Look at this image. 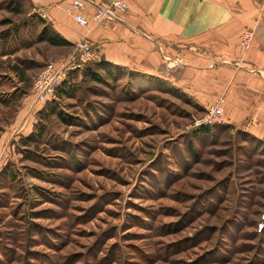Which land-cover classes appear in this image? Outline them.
<instances>
[{
    "label": "rangeland",
    "instance_id": "obj_1",
    "mask_svg": "<svg viewBox=\"0 0 264 264\" xmlns=\"http://www.w3.org/2000/svg\"><path fill=\"white\" fill-rule=\"evenodd\" d=\"M36 15L0 0V264H264V86L208 95L127 67L99 82L101 56L37 42ZM47 62L66 90L40 103Z\"/></svg>",
    "mask_w": 264,
    "mask_h": 264
},
{
    "label": "crops",
    "instance_id": "obj_2",
    "mask_svg": "<svg viewBox=\"0 0 264 264\" xmlns=\"http://www.w3.org/2000/svg\"><path fill=\"white\" fill-rule=\"evenodd\" d=\"M90 1L108 5L112 0ZM125 1L128 9L118 19L94 20V8L85 5L81 11L89 24L82 27L66 10L68 0H30L32 11L69 42L86 35L101 61L169 80L189 79L208 95H224L240 81L264 86L261 0ZM245 29L253 30V38L244 50L239 43ZM160 54L179 58L180 65H166L173 72L168 71Z\"/></svg>",
    "mask_w": 264,
    "mask_h": 264
},
{
    "label": "built area",
    "instance_id": "obj_3",
    "mask_svg": "<svg viewBox=\"0 0 264 264\" xmlns=\"http://www.w3.org/2000/svg\"><path fill=\"white\" fill-rule=\"evenodd\" d=\"M68 3L66 10L74 21L82 27H86L89 24L88 19L81 11L85 5H91L94 8V20L118 19L119 15L128 9V4L125 0H112L108 5H96L90 0H68ZM261 7L264 9V0H261ZM241 37V45L247 49L253 37L252 31L245 30ZM75 49L78 52V66L80 67L100 58L99 52L86 35H83L76 42ZM65 76L66 70L63 63L47 62L33 79L31 91L34 100L40 103H47L55 96L56 90Z\"/></svg>",
    "mask_w": 264,
    "mask_h": 264
},
{
    "label": "trees",
    "instance_id": "obj_4",
    "mask_svg": "<svg viewBox=\"0 0 264 264\" xmlns=\"http://www.w3.org/2000/svg\"><path fill=\"white\" fill-rule=\"evenodd\" d=\"M36 17L38 18L39 23L41 25V30L37 36V39H36L37 42H46L52 46H68L71 44L67 39H65L58 32H56L50 26V24L47 23L43 18L38 17L37 15H36ZM96 66H98V68H100L101 70L104 71L105 77L102 75H99L100 73L97 70H95V71L91 70L88 72V74L91 76V78L93 80H96L99 82L104 80L102 78H111V79L114 78L115 74L113 71H111L110 67L121 68V66H119V65H115L113 63L106 62V61H98V62H96ZM64 85H65V82L58 87V89L56 90V94L60 95L61 93H63L66 90ZM67 92H68L67 93L68 96H72V89H69V91H67ZM49 104H51V103H49ZM52 107H53L52 105H51V107H49L51 111L53 110ZM36 137L37 136L35 134L30 133L24 137L23 143L27 144L29 141H34L35 139H37Z\"/></svg>",
    "mask_w": 264,
    "mask_h": 264
}]
</instances>
